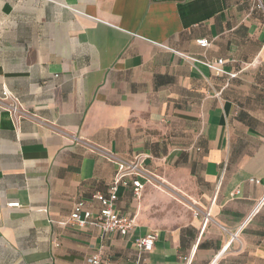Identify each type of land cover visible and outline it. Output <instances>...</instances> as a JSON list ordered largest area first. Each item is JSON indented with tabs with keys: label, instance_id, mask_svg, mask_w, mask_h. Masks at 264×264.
I'll use <instances>...</instances> for the list:
<instances>
[{
	"label": "crops",
	"instance_id": "1",
	"mask_svg": "<svg viewBox=\"0 0 264 264\" xmlns=\"http://www.w3.org/2000/svg\"><path fill=\"white\" fill-rule=\"evenodd\" d=\"M4 92L27 117L0 109V264H264L256 0H0ZM94 148L145 155L155 177L139 198L119 188L128 236L71 222L80 202L98 214L94 196L113 185L117 166Z\"/></svg>",
	"mask_w": 264,
	"mask_h": 264
},
{
	"label": "built area",
	"instance_id": "2",
	"mask_svg": "<svg viewBox=\"0 0 264 264\" xmlns=\"http://www.w3.org/2000/svg\"><path fill=\"white\" fill-rule=\"evenodd\" d=\"M154 2H167L178 0H152ZM257 9L264 15V0H256ZM198 45L204 49L208 48L210 44L207 40H200ZM223 61L208 64V67L215 71L217 74H221L222 71L218 66L222 65ZM237 74H232L231 77L235 78ZM0 109L10 113L16 125L27 114H24L22 106L13 94L10 92H4L0 99ZM30 118V117H29ZM94 150L100 153L106 160L114 163L117 166V171L114 177L113 185L109 191L108 197H104L100 194L94 196V199L100 204V211L94 215L93 212L87 209L85 202H80L75 205L73 213L71 215V222L77 227L84 228L90 223L95 224L100 228L102 236L107 238L113 234H120L121 236H128L136 226L135 218L119 214L116 210V202L118 200V193L120 187H127L131 185L134 189L136 198H139L147 185L155 186L154 176L148 170L146 166L147 157L145 155H137L133 158L121 159L118 158L112 152L100 150L94 148ZM252 183L259 184L258 180H251ZM239 194V192H237ZM10 207H19V204H10ZM195 216H206V221L211 219L210 213L201 210H194ZM242 226L232 234V241H237L238 236L241 233ZM157 236L155 233H151L148 236L140 239L137 242V248L141 254H151L154 250ZM89 264H107L104 258L100 255L92 256Z\"/></svg>",
	"mask_w": 264,
	"mask_h": 264
},
{
	"label": "rangeland",
	"instance_id": "3",
	"mask_svg": "<svg viewBox=\"0 0 264 264\" xmlns=\"http://www.w3.org/2000/svg\"><path fill=\"white\" fill-rule=\"evenodd\" d=\"M179 204H181L180 206H182V208H184L186 211H188V212H192L191 210H193V209H191V207L190 206H188V204L186 203V202H178Z\"/></svg>",
	"mask_w": 264,
	"mask_h": 264
}]
</instances>
